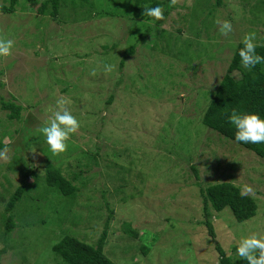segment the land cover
Returning <instances> with one entry per match:
<instances>
[{"label":"rangeland","instance_id":"rangeland-1","mask_svg":"<svg viewBox=\"0 0 264 264\" xmlns=\"http://www.w3.org/2000/svg\"><path fill=\"white\" fill-rule=\"evenodd\" d=\"M90 1L61 9L58 20L22 9L21 1L15 13H0V38L14 41L11 54L0 58V264H64L53 245L69 234L96 243L110 210L105 253L114 264H218L199 223V187L222 181L258 203L255 217L244 222L228 207L213 212L216 239L236 259L231 247L242 237L264 235V159L205 126L202 113L244 34L264 40V0H242V7L240 0H223L214 16L209 0L193 7V0H180L167 27L136 18L134 0ZM218 19L232 23L227 36ZM160 33L180 38L191 62L152 52ZM105 64L113 70L105 73ZM13 97L24 106L18 119L1 108L2 99ZM61 98L80 128L65 152L53 154L40 129ZM46 162L75 176L74 197L47 184ZM23 164L36 165V172L7 233L5 210ZM127 223L137 237L124 232ZM142 245L150 246L147 255Z\"/></svg>","mask_w":264,"mask_h":264},{"label":"trees","instance_id":"trees-1","mask_svg":"<svg viewBox=\"0 0 264 264\" xmlns=\"http://www.w3.org/2000/svg\"><path fill=\"white\" fill-rule=\"evenodd\" d=\"M4 1L6 3L0 5V13H15L16 5L19 4V1H21L23 2L21 3L22 9H25L28 6L38 14L42 16H50L53 20L60 19L61 9L66 7L69 8L71 5L74 9H80L82 7H87V5L91 4L92 2L90 0H77L73 3H71L69 0ZM179 1L180 0H176L175 3H172V0H134V12L137 13V11L140 10V14L137 15L141 16L142 18H146L147 16H143V7H155L159 5L164 10V19L157 20L159 24L162 23L163 20L167 19L174 9H177L178 7L181 8L180 4L178 3ZM209 1L210 5L212 6V8L209 9V14L214 16L217 10L216 6L221 5L223 0H216L215 4L212 3V0ZM195 2L196 1L193 0L191 7H193ZM240 2L241 3L239 6L242 7L241 5L243 4V1L240 0ZM64 15L67 16L68 14L64 12ZM66 18L69 19L70 17L68 16ZM201 30L203 31V28H201ZM147 32H150V30L147 29ZM178 32L181 34L183 31L180 28ZM141 35L145 36L146 33ZM208 38L212 37L208 36ZM161 41L164 42L160 44ZM179 41L180 38L178 37L173 40L167 34L160 33L157 41L152 43L150 50L152 52L160 53L172 60L175 59L191 62L189 56L185 54V50L181 49ZM258 44L260 46L257 48V53L264 56V40L258 42ZM242 46V43L239 42L235 48L226 73L215 88L208 106L202 113V122L205 126L212 129L213 131L264 159V143H243L235 141L234 137L236 129L228 121V116L231 114L233 109L239 112L258 113L261 117H264V64L257 65L255 68H244L240 63V57L238 55L239 49ZM108 48V46H104V49L107 50ZM135 50L136 45H131L126 52L127 56L134 54ZM182 54H184L185 59L183 58ZM88 55L89 54L86 53L84 56L88 57ZM125 59L126 57L121 59V67L124 66ZM1 72L2 70H0V73ZM139 75L137 70L136 76L139 77ZM123 78L124 77L122 75L119 83L122 84ZM112 96L108 100L109 103L112 101ZM1 108L8 110V117L10 119H18L21 117L24 106L17 104L15 102V97H13V99L7 101L2 99ZM3 146L4 144L0 141V148ZM15 159L21 163L23 161L22 159H19V157H16ZM15 159L14 162L18 163ZM45 164L44 174L47 184L52 187H56L64 196L74 197L79 192L80 188L73 183V180L76 179L75 176L72 177L73 179H68L63 174L62 170L59 167H56V165L50 162H46ZM23 165L26 166V168L22 170L19 186L12 194V197L9 200L5 210L7 216V233L11 232L16 225L15 215L13 214L16 203L23 197L28 185L29 177L36 172V165ZM199 192L202 199L204 215L203 221H200L199 223L206 227L211 242L214 244L217 252L219 253L218 264H247L246 260H243L239 256H237L235 259L232 255H228L224 249H222V246L216 239L212 215H214V211L219 212L222 209L228 207L231 209L236 221L244 222L255 217L258 210V203L256 199L248 194L242 195L241 187L228 181L217 182L206 187L200 186ZM111 216L112 211L110 210V215L104 222V230L96 243H90L85 239L79 238V236L69 234L66 235L60 242L53 245V251L58 257L61 258L64 264H114L105 253L109 219ZM124 227L125 228L123 229L126 234L133 237H137L139 235L137 230L132 227L131 223H127L124 225ZM237 245L238 244L231 247L232 253H237ZM149 247L150 246L142 245L141 250L145 255L149 253L151 249Z\"/></svg>","mask_w":264,"mask_h":264},{"label":"clouds","instance_id":"clouds-1","mask_svg":"<svg viewBox=\"0 0 264 264\" xmlns=\"http://www.w3.org/2000/svg\"><path fill=\"white\" fill-rule=\"evenodd\" d=\"M175 2L176 0H172V3ZM143 8V16L150 17V20H153L152 25L158 24L157 20L164 19V10L161 6H144ZM137 14H140V10L137 11L136 18H142ZM165 20L159 24L167 27V20ZM216 24L219 26V32L224 36L233 31V25L228 20L221 21L218 19ZM241 43L243 46L239 49L238 55L244 68H255L257 65L264 64V56L257 53V48L260 45L257 42L256 32L245 33ZM13 48L14 41L12 39L0 38V58L9 56ZM112 70L113 65H104L105 73H109ZM66 104L67 101L63 98L58 99L56 101L57 109L52 113L46 125L40 129L53 154L65 152L68 147L67 142L80 128V121L73 115ZM228 121L236 129L235 141L264 143V117H261L258 113L239 112L233 109L228 116ZM2 156H4V153L0 152V157ZM247 191L251 190L248 189ZM241 194L243 195L244 193L242 192ZM236 252L240 258L247 261V264H264V235L253 233L242 237L238 242Z\"/></svg>","mask_w":264,"mask_h":264}]
</instances>
